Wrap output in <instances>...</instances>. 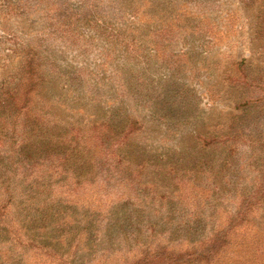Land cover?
Returning <instances> with one entry per match:
<instances>
[{"label": "rangeland", "instance_id": "1", "mask_svg": "<svg viewBox=\"0 0 264 264\" xmlns=\"http://www.w3.org/2000/svg\"><path fill=\"white\" fill-rule=\"evenodd\" d=\"M27 65L31 82L24 81ZM5 91L29 93L33 113H44L55 135L81 127L84 139H97L105 124L127 134L132 146L122 170H140L142 181L69 182L52 196L101 219L123 202L153 204L143 226L165 233L154 240L166 251L183 254L187 237L205 242L211 228L227 226L242 206L240 195L258 184L252 149L264 136V0H0ZM247 101L253 103L244 107ZM0 116V138L12 136L11 120ZM203 140L214 145L205 151ZM228 189L232 195L222 200ZM254 229L237 227L219 262H238L236 243L258 241ZM131 243L103 253L105 244L91 251L83 240L57 259L17 245L10 252L6 242L0 263L135 264L143 254Z\"/></svg>", "mask_w": 264, "mask_h": 264}, {"label": "trees", "instance_id": "2", "mask_svg": "<svg viewBox=\"0 0 264 264\" xmlns=\"http://www.w3.org/2000/svg\"><path fill=\"white\" fill-rule=\"evenodd\" d=\"M27 67L24 81L31 82L34 79L33 70L31 65ZM28 94L12 91L0 93L3 121L12 122V136L0 138V246L7 242L11 246L10 252L17 245L24 249L23 252L36 249L49 257L61 259L69 254L72 245L78 247L83 240L93 244L89 250H96L99 245L105 244L104 249H101L103 253H109L110 246L114 250L123 241L127 249L132 248L131 242H135L134 246L139 244L137 246L142 250L143 257L135 264H253L256 259L253 257H260L264 262V136L259 140L260 149H252V152H257L258 184L245 189L240 195L242 206L230 215L227 226L217 230L211 228L210 237H205V242L196 236L187 237L189 251L180 254L166 251L164 246L155 243L154 239L165 233L157 232L151 224L143 226L144 222L140 218L153 204L147 206L140 201L123 202L111 209L112 216L104 218L103 223L104 219L99 215L95 216L89 211L78 214L66 202L53 198V190L66 187L69 182L79 186L100 178L106 184L112 181L132 184L136 178L142 181L143 173L140 174V170H122L123 163L128 161L127 148L132 145L124 142L127 134H123L120 128L112 129L109 124L100 125L109 129L97 139L92 136L84 139L86 133L81 131V127H72L62 136L55 135L50 131V121L45 114L33 113L34 109L30 107L32 100L27 97ZM252 103L247 101L243 106ZM17 128L21 129L19 134ZM9 141L10 148H6ZM212 145V141L203 140L200 146L207 151ZM95 152H98L97 158ZM116 152H122L123 155ZM205 160V165H208V159ZM232 193L233 189L224 190L222 200L230 198L228 196ZM128 211L130 214H127ZM243 223L255 227L260 239L236 243L235 249L241 253L237 257L238 262H233L234 259L219 262V252L230 245L232 236L237 233L236 228ZM193 224L197 226L199 222ZM126 228L131 233L123 231ZM148 230L149 234H146ZM141 234V240L137 243L135 237ZM128 235L132 238L126 237ZM174 237L170 233L167 240L173 242ZM76 254H73L74 257ZM16 263H20V260ZM61 263L77 264L75 258L62 260Z\"/></svg>", "mask_w": 264, "mask_h": 264}]
</instances>
